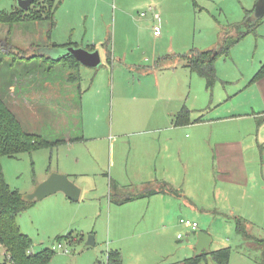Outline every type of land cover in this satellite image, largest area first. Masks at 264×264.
Here are the masks:
<instances>
[{
	"label": "rangeland",
	"instance_id": "rangeland-1",
	"mask_svg": "<svg viewBox=\"0 0 264 264\" xmlns=\"http://www.w3.org/2000/svg\"><path fill=\"white\" fill-rule=\"evenodd\" d=\"M19 1L0 0V11H12ZM257 2L130 0L134 21L132 31L129 29L132 36L127 39L122 37L124 31L119 26L121 0H102L108 45L97 49L102 59L98 68L74 69L65 59L57 58L63 48L54 47L52 58L49 54L37 56L54 50L56 40L49 39L47 21L0 23V98L28 133L52 142L67 141L53 149L2 157L5 181L25 197L47 177L59 173L68 175L81 190L79 202L73 203L58 192L19 215L21 232L33 240V253L55 250L49 264H107L109 251L115 250L116 225L120 223L116 220L127 214L134 213L135 219L144 215L151 201L147 198L131 205L111 204V181L124 196L160 187L164 180H157L156 175L146 181L148 174H156L150 153L156 141L163 147V139L169 135L159 133V129L171 124L164 113L176 107L175 103H156L155 99L160 94L175 99L181 92L193 122L202 116L206 124H194L184 132L187 140H193L188 160L192 180L175 188L182 192L184 200L196 198L197 207L207 208L210 204V210L197 209L192 216L170 217L167 240L176 253L172 257H193L197 234L207 232L213 242L210 251L232 248L230 264H262L258 245L242 239L234 219H247L253 225V229L247 227L248 233L264 239V123L257 126L254 115L263 114L264 104L257 88L244 89L264 64V21L231 49L230 57L216 62L218 81L212 90L198 74L184 68L188 64L186 56L216 48L223 32L241 22L245 11L254 9ZM149 6L163 11L158 20L148 12ZM143 13H147L146 17H141ZM155 26L162 37L155 38ZM135 34L138 37L134 39ZM124 50L128 54H123ZM154 55L157 59L173 56L164 59L160 67L177 68L176 72L164 71L158 76L146 73L154 67ZM133 61L139 65L135 69L139 73L128 68ZM174 84L178 85L177 91ZM228 95L232 97L228 99ZM231 107L249 115L239 122L219 125L216 117H225ZM219 126L240 130L245 136L246 157L254 177L246 189H229L216 180L214 143L210 141ZM196 130L201 134L197 142ZM204 137L210 141L207 143ZM183 219L196 223L200 231L186 238L190 229L181 225ZM138 223L124 226V235L132 239L140 234L139 229L130 230ZM90 236L95 239L91 247L87 245ZM178 236L184 238L179 240ZM208 257L207 264H216Z\"/></svg>",
	"mask_w": 264,
	"mask_h": 264
},
{
	"label": "crops",
	"instance_id": "crops-1",
	"mask_svg": "<svg viewBox=\"0 0 264 264\" xmlns=\"http://www.w3.org/2000/svg\"><path fill=\"white\" fill-rule=\"evenodd\" d=\"M60 1L61 3L55 12L56 25L51 34L52 40L54 38L56 40L54 44H57L58 46L71 45L87 50H89L91 47L97 50L100 45L103 47L104 45H108V43H106V39L104 38L105 37L104 12H102L103 10L101 6L102 0H60ZM121 2H122V7L120 11L122 13V16L119 26L122 27V30L124 31L121 32L122 37L123 38L126 37L127 39H129L132 36V32L130 33L129 29L132 31L131 23H133L134 17L131 15L130 12V0H121ZM164 4L165 2H163V4L161 5L162 9H163L162 6ZM161 8L157 10L156 7L149 6L148 12H151L154 15L155 19L158 20L159 16L161 17V13H163V11H161ZM253 8L255 9V6ZM254 9L246 10L244 19L241 22L237 23V25L243 23L247 18V13L254 12ZM145 14L147 15V13ZM146 15L145 16L141 15V17H146ZM261 20L263 22L264 17ZM116 21L117 18H115V23ZM259 24H261V22ZM156 28L157 26L154 27V33H153L154 35ZM136 37H138V35L135 34L134 39ZM160 37H162V34L159 36L155 35V38H160ZM60 43L62 44L60 45ZM131 52L132 50L130 51V53ZM123 54H128V53L124 50ZM131 54L133 55V53ZM171 57L173 56L167 55L157 59L158 57H156V55L152 56L154 67L150 68V70H147L146 73L158 76L161 75L164 71L176 72L177 68L171 69L168 67L167 69L162 70L160 67L164 59L166 58L170 59ZM112 61H114V59L111 57L110 62ZM132 67L134 68V73L140 72V70L135 71V69L139 67L136 61H133L132 65L129 66L128 68H132ZM146 73L143 72L144 75H148ZM251 81L246 83V87L244 89L246 88L248 89L253 86H254L253 88L255 89L257 88L259 91L260 100L264 104V78L257 81L256 83H251ZM176 83L178 84L177 81ZM177 84H174L173 86L174 91L178 90ZM160 86L161 85H155L156 88H159ZM178 94L179 96H177L175 99L164 98L161 94L155 99L156 103L164 104L165 101L169 103L171 102L175 103L176 108L174 111H167L164 113V115H167V119H170L171 124L169 127L159 129V133L167 132V135L169 136H165V138L163 139L164 141L163 147L160 145V142L157 143V141L153 146L152 149L153 152L150 153V156L151 157L153 156V160L155 161L154 170L156 171V174L154 175L148 174L146 178L147 179L146 181H150V179H153L152 176L155 177L156 175L157 180L160 181L164 180L163 183L167 182L170 187L174 186L173 189H175L176 191L177 189L175 187H182V185L188 184L189 181L188 179L192 180V168L191 165H188V160L191 158L193 140L192 139L187 140L184 136V132L190 130L189 129L190 126L194 125L191 124L180 127L175 126L176 116L186 106L183 105L182 103L183 93L180 92ZM229 95L227 97L228 99L232 97ZM227 98L224 101V103H226V101L228 100ZM141 103L142 101H140L138 104L140 105ZM219 105L221 104L219 103ZM226 105L224 107H226ZM224 107H221L219 109H222ZM241 114L242 113L238 109H236V107H231L230 110L227 111L225 115H223L225 117L217 116L216 118L219 121V123H221L219 125H223V124L227 125L232 122H239L245 116L249 115L248 113H245L244 115ZM254 115L256 117V120L257 118H261V117H263L264 119V112L263 114L257 113ZM196 124L200 125L206 123L204 120L203 122L195 123V125ZM215 132L217 134L213 135L214 138L212 142L209 140V138H205L206 136L204 137V140L207 143L210 141V144L214 143L213 149L215 154L214 164L217 175L216 180L229 189L248 188L250 184L253 182L254 177L250 171V165L246 157L247 145L245 143L246 140L243 132L241 133L240 130H233L231 127L228 126L226 127L219 126V128H217ZM196 134L197 137L195 141L197 142L199 140L198 136L201 135L200 131L196 130ZM178 192H179L178 196L169 193L157 194L151 196L152 198H148L151 199V201L147 209V212H144V215H141L140 217L135 219L134 217H136L137 215L134 216L133 215L134 213L127 214L116 220L119 221L120 223L116 225L117 239L113 243L115 250H111V251H119L121 253L122 259L124 260L123 264H183L185 259L180 260L181 258L172 257V255H175L176 253H173L172 251L173 247L169 246L167 240L168 229L170 226H172V221H170V217L175 214L178 215L177 217H181L182 216L181 214L192 216L195 213H197L198 210L206 212L205 210H210L209 208L210 204L205 206L207 208H204L203 206H199L200 208H204V209H199V207H197L196 198L184 200V196L182 192L180 190ZM111 204L114 203L111 202ZM126 204L131 205L129 203ZM136 221H139V223L136 225L135 228H131L130 230L133 232L134 230L139 229L141 231L140 234L133 235L132 239L126 237L124 235V231L126 230L124 226H129L135 223ZM181 222L182 220L180 221V223ZM182 226L190 229V233L186 235V238H188L191 234H196L200 231L198 229L197 232H194L192 228L187 227L184 224ZM207 234L210 235L209 233ZM183 238L184 236L182 238H179L178 236L179 240ZM194 244L195 247L194 246L193 247L196 249V246L198 244L197 238L196 241H194ZM212 244L213 242L211 240L210 249L212 247ZM167 248H169L168 251ZM210 249L208 251H210Z\"/></svg>",
	"mask_w": 264,
	"mask_h": 264
},
{
	"label": "trees",
	"instance_id": "trees-1",
	"mask_svg": "<svg viewBox=\"0 0 264 264\" xmlns=\"http://www.w3.org/2000/svg\"><path fill=\"white\" fill-rule=\"evenodd\" d=\"M60 3V0H34L28 11L21 10L19 7L9 12L0 11V23L12 25L22 23V21L34 23L47 21L49 25L48 35L49 39H51V34L56 25L55 12ZM252 13L253 12L247 13V18L243 23L227 28L223 32L221 42L216 48L203 52L193 51L190 56H186L188 64L185 68L192 74L196 73L203 78L208 90H212L218 81L216 62L222 57H230L229 54L231 49L239 44L241 39L254 32L255 28L262 22V20H260L255 26L250 27L247 23V19ZM69 46H58L54 44L53 48H68ZM95 50L96 49L93 47L89 49V51ZM66 61H68L67 63L71 64V67L74 69L81 67V64L73 57H70V59ZM263 78L264 65L252 79L251 83H256ZM175 119L176 127L204 121L202 117H199V119L193 122L191 111H189L186 106ZM263 122V117L257 118V126H261ZM66 142V140L52 142L46 138L34 136L25 131L12 110L8 108L0 98V250L2 248L5 250L4 256L1 257L0 254V264H49L55 255V250L51 249H45L40 253H33V240L30 236H26L21 232L18 224L19 215L34 204L24 201L23 196L18 191L13 190L7 185L4 171L1 166L2 157H17L22 154L40 150L41 148L53 149ZM158 186H160L158 189L154 188L155 186H151L142 192L136 193V195L124 196L122 192H119L118 186L111 181L109 198L112 203L120 206L126 203L136 202V200L151 198V196L157 194L169 193L176 196L179 195V192L170 187L167 182ZM234 221L236 230L243 240L248 242L254 241L256 245H258V249L256 250L260 253L262 264H264V239H257L248 233L247 227L250 226L253 229V225L247 219L235 217ZM70 236L71 234L66 236V238H70ZM231 253V247L219 249L215 252L204 251L199 254V256L185 259L183 264H207L208 256L212 257L217 264H230ZM106 260L107 264L124 263L119 251H109Z\"/></svg>",
	"mask_w": 264,
	"mask_h": 264
},
{
	"label": "water",
	"instance_id": "water-1",
	"mask_svg": "<svg viewBox=\"0 0 264 264\" xmlns=\"http://www.w3.org/2000/svg\"><path fill=\"white\" fill-rule=\"evenodd\" d=\"M34 0H20L19 8L24 11H28L32 6ZM264 17V0H258L255 5L254 12L247 19V23L250 27L256 25V23ZM54 49V48H52ZM41 50V49H40ZM49 53H41L37 56H46L49 54V57L54 55V50H47ZM41 52V51H40ZM73 57L77 60L81 66L88 68H98L102 64V59L98 50L89 51L87 49L69 46L68 48H63V52L58 54L57 58L61 59H70ZM54 62V61H53ZM58 192H63L65 196L70 199L73 203L80 201L81 190L72 183L67 175L64 174H52L41 184H38L36 189L29 195L23 197L24 201L30 204H37L42 202L45 198H48L52 195L58 194ZM197 246L195 256H199L204 251H208L211 246V237L205 232H199L197 236ZM95 239L94 236H90L87 245L94 246Z\"/></svg>",
	"mask_w": 264,
	"mask_h": 264
},
{
	"label": "built area",
	"instance_id": "built-area-1",
	"mask_svg": "<svg viewBox=\"0 0 264 264\" xmlns=\"http://www.w3.org/2000/svg\"><path fill=\"white\" fill-rule=\"evenodd\" d=\"M145 15H146L145 13L142 14V16H145ZM155 35H156V36H159V35H160V30H159L158 27H157L156 30H155ZM181 223H182V225L184 224L185 226L192 228V230H193L194 232H197L198 229H199L198 225H197L196 223H194V222H191L190 220H184V219H183ZM179 238H182V237L179 236ZM60 248H63V247L60 246Z\"/></svg>",
	"mask_w": 264,
	"mask_h": 264
}]
</instances>
